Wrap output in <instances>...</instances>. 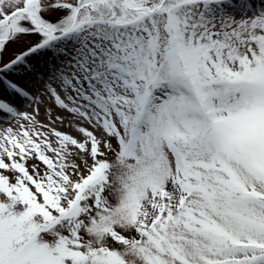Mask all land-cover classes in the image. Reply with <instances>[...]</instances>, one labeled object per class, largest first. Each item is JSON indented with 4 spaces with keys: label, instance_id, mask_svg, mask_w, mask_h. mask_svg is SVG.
Masks as SVG:
<instances>
[{
    "label": "snow or ice",
    "instance_id": "6c2138e0",
    "mask_svg": "<svg viewBox=\"0 0 264 264\" xmlns=\"http://www.w3.org/2000/svg\"><path fill=\"white\" fill-rule=\"evenodd\" d=\"M0 124V264H264V0H0Z\"/></svg>",
    "mask_w": 264,
    "mask_h": 264
},
{
    "label": "rangeland",
    "instance_id": "374dc122",
    "mask_svg": "<svg viewBox=\"0 0 264 264\" xmlns=\"http://www.w3.org/2000/svg\"><path fill=\"white\" fill-rule=\"evenodd\" d=\"M15 47V46H14ZM18 50V49H17ZM11 57V50H10V52H9V54L8 55H6L4 58H5V60H7V59H9ZM20 110H28V111H30L31 109L30 108H21ZM4 126H6V125H3V124H0V127H4ZM64 130H66V131H71L70 129H64ZM73 134H75V133H73Z\"/></svg>",
    "mask_w": 264,
    "mask_h": 264
}]
</instances>
